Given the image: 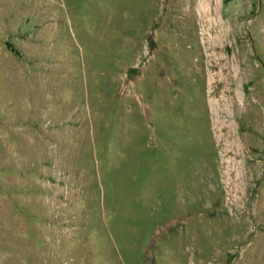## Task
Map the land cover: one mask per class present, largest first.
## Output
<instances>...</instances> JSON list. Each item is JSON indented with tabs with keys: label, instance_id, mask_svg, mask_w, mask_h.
I'll list each match as a JSON object with an SVG mask.
<instances>
[{
	"label": "rangeland",
	"instance_id": "rangeland-1",
	"mask_svg": "<svg viewBox=\"0 0 264 264\" xmlns=\"http://www.w3.org/2000/svg\"><path fill=\"white\" fill-rule=\"evenodd\" d=\"M0 264H264V0H0Z\"/></svg>",
	"mask_w": 264,
	"mask_h": 264
}]
</instances>
